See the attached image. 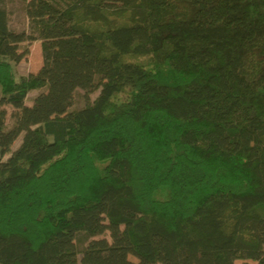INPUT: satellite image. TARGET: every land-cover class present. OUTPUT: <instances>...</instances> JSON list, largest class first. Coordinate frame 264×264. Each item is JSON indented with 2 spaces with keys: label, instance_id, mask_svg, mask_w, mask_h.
<instances>
[{
  "label": "trees",
  "instance_id": "obj_1",
  "mask_svg": "<svg viewBox=\"0 0 264 264\" xmlns=\"http://www.w3.org/2000/svg\"><path fill=\"white\" fill-rule=\"evenodd\" d=\"M5 2L0 264H264V0Z\"/></svg>",
  "mask_w": 264,
  "mask_h": 264
},
{
  "label": "rangeland",
  "instance_id": "obj_2",
  "mask_svg": "<svg viewBox=\"0 0 264 264\" xmlns=\"http://www.w3.org/2000/svg\"><path fill=\"white\" fill-rule=\"evenodd\" d=\"M26 1L27 0H6L4 3V8L8 13V25L13 31H24L29 33L28 18L24 10ZM18 51H26V54L18 62L13 63L16 76H26L30 73H36L42 65L40 40H25L18 45ZM45 90V87L38 90H31L25 98V104L30 105L34 97ZM97 94L98 90L87 93L80 88L75 89L73 101L71 106L68 108V111L83 107L88 101L91 102L97 96ZM5 109L7 110L5 123L6 128L8 129L11 127L13 122L12 118L10 117V113L12 112L13 108L10 105H6ZM21 137L22 135H20L13 142L11 145L12 150L17 148V146L20 144ZM6 156L7 155H5L3 159H5ZM95 238H106L108 241H110L108 232L96 236ZM128 258L133 262H137L136 258L132 255H128ZM233 264H256V262L249 259H238L235 260Z\"/></svg>",
  "mask_w": 264,
  "mask_h": 264
}]
</instances>
